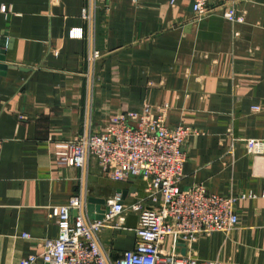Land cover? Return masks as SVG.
I'll use <instances>...</instances> for the list:
<instances>
[{
  "label": "crops",
  "instance_id": "crops-1",
  "mask_svg": "<svg viewBox=\"0 0 264 264\" xmlns=\"http://www.w3.org/2000/svg\"><path fill=\"white\" fill-rule=\"evenodd\" d=\"M222 4L197 21L188 0H0V264L39 254L41 239L58 236L51 209L74 195L89 217V198L156 209L141 178L114 180L93 157L83 167L55 157L64 142L146 105L169 127L199 131L184 148L181 190L201 183L245 196L235 230L199 238L192 256L264 264V150L250 154L244 142L264 140V0H239L240 23ZM136 224L128 211L122 228L100 232L112 259L133 247Z\"/></svg>",
  "mask_w": 264,
  "mask_h": 264
},
{
  "label": "built area",
  "instance_id": "built-area-1",
  "mask_svg": "<svg viewBox=\"0 0 264 264\" xmlns=\"http://www.w3.org/2000/svg\"><path fill=\"white\" fill-rule=\"evenodd\" d=\"M188 1L192 3L193 19L200 21L215 12L219 0ZM238 1L224 0L225 19L243 22L236 6ZM169 2L175 5L177 0ZM82 15L88 18L86 10ZM98 55L93 52V57ZM198 134L191 127L167 126L164 114L155 116L151 106L146 105L141 112L117 114L104 133L89 131L57 147L55 157L60 165L83 167L93 157L103 169H112L114 180L141 178L147 199L157 203V207L144 208L141 201L125 205L116 195L106 201L103 218L95 219L81 211V199L74 195L68 204L55 206L49 213L58 226V236L41 239V252L21 258L19 264H36L38 260L42 264H220L194 258L193 244L203 236L215 232L228 236L235 230L236 202L245 196L215 194L201 183L187 191L179 188L187 158L185 145ZM244 142L250 154L264 150L263 139L249 138ZM128 211L137 215L133 229L136 240L131 249L112 259L102 248L99 234L104 228H122ZM23 237L29 238L26 234ZM167 238L171 240L168 246ZM180 245L186 254H180Z\"/></svg>",
  "mask_w": 264,
  "mask_h": 264
},
{
  "label": "water",
  "instance_id": "water-1",
  "mask_svg": "<svg viewBox=\"0 0 264 264\" xmlns=\"http://www.w3.org/2000/svg\"><path fill=\"white\" fill-rule=\"evenodd\" d=\"M191 7H192V3H191ZM4 46H5V39L0 38V60L4 59L3 57ZM0 68H2V66H0ZM95 203L103 205L105 202L103 200H96V199L89 198L86 204L87 212L89 213L90 216L92 215L90 218L102 219L104 216V213L106 212V208L104 210H98L94 205Z\"/></svg>",
  "mask_w": 264,
  "mask_h": 264
}]
</instances>
